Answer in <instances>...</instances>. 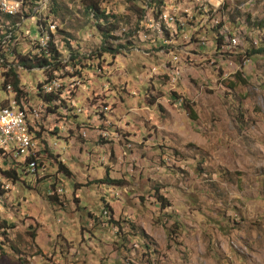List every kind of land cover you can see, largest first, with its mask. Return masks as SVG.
<instances>
[{
  "label": "rangeland",
  "instance_id": "rangeland-1",
  "mask_svg": "<svg viewBox=\"0 0 264 264\" xmlns=\"http://www.w3.org/2000/svg\"><path fill=\"white\" fill-rule=\"evenodd\" d=\"M218 1L215 16L239 35V48L227 40L216 47L217 21L184 15L199 14L190 0L162 3L177 26L194 25L185 29L191 41L177 37L172 25L158 34L147 21L154 11L147 4L98 0L104 16L116 17L107 20L115 25V42L101 38L81 0H44L28 21L22 7L17 27L23 28L5 34L1 47L24 51L16 42L25 28L40 36L38 19L52 25L47 16L59 31L62 64L49 73L14 64L37 72L21 75L34 84L36 99H44L41 87L51 78L68 81L82 111L74 116V106L53 95L48 104L67 116L43 135L55 148H36L45 171L34 177L23 166L17 181L1 179L0 264H264V54L240 58L254 40L264 41V0ZM16 20L0 15L3 24ZM197 38L204 44H195ZM66 40L80 53L70 61ZM101 41L116 53L96 58ZM172 54L180 59L178 75L161 63ZM91 75L87 86L84 77ZM1 98L4 103L6 93ZM61 98L71 101V93ZM5 154L0 170L24 165L23 157ZM104 173L118 184L97 183ZM52 181L61 193L48 201Z\"/></svg>",
  "mask_w": 264,
  "mask_h": 264
},
{
  "label": "built area",
  "instance_id": "built-area-1",
  "mask_svg": "<svg viewBox=\"0 0 264 264\" xmlns=\"http://www.w3.org/2000/svg\"><path fill=\"white\" fill-rule=\"evenodd\" d=\"M34 1V0H32ZM191 6H199V4H206V11L201 12H211L213 15V20H216L218 25L220 22L217 20L215 14L219 10V6H222V2L216 0H190L189 3ZM24 7H27V2ZM16 7L15 4H7L5 0H2V12L5 11H14ZM41 3H39V10L41 11ZM1 12V13H2ZM186 10H184V15H192L193 22L196 21V17L199 16L201 18V14H189ZM163 16L165 21H170V14L167 11L163 12ZM26 17V21H28V16ZM44 20L48 23L54 24L51 20L48 19L47 16H43ZM171 25L173 27H178V36H183L188 41H191L193 37V33L185 32L187 27L191 29L193 26H177L175 24ZM221 30L227 36V43L232 46V49L241 47V42L239 40V35H234V32H230L224 24L219 26ZM18 28L23 27H14L13 32ZM149 28V26H147ZM54 37V36H52ZM114 42L120 41L118 36L111 37ZM161 38V37H160ZM162 39V38H161ZM177 39V38H176ZM1 40V39H0ZM24 40H31V48L27 49V56L32 55H42V46L43 44L40 42V37L31 32V28H25V37L20 40V47H24ZM194 43L198 46L203 45L204 41L202 39H195ZM160 44L164 45L162 41ZM161 45V46H162ZM118 46V45H115ZM63 48V46L58 47ZM161 48V47H160ZM100 51V49L98 48ZM98 52V51H97ZM101 52V51H100ZM104 54L103 52H101ZM80 53L71 54L68 57V61L72 58L76 57ZM88 54V53H85ZM95 54V53H92ZM0 59H2V67L0 68V91L1 93H6V101L4 103H0V106H7V113H0V136H1V143H0V155H6L5 153H11L17 157L28 158L30 161L27 165V172L34 177L38 176V171L44 172L45 168L39 162L38 153L39 151L36 148H40L41 150H45L44 145H48L47 148L51 147V149L55 148V144L51 143L46 144L43 135L45 132H53L57 128L54 126L56 121H63V114L61 112H56L54 110V106H51L47 103V99H36L34 94V84H29L27 81L22 79V76H25L26 73H37V72H25L22 71L18 66L14 64V57L11 52L8 51H0ZM163 67L170 71L173 75L179 74V63L180 59L178 56L172 54L169 60L161 62ZM244 63V60H243ZM53 66V65H51ZM50 66V67H51ZM49 68V67H46ZM100 65L95 66V72L100 73L101 71ZM165 76L167 74L164 73ZM5 77H15L18 81L16 88L14 87H6L5 84ZM92 77H84L87 81V86L89 85L88 79ZM168 78V76H167ZM53 84H62V91H69L71 93V101H64L70 102L74 106V115L81 113L82 110L77 108V100L78 94L77 90L68 87L67 81L62 83H51L48 88H51ZM47 88V89H48ZM9 97H18V104H9ZM99 114H102V111H98ZM87 114L88 112H84ZM49 122H53L51 125V129L48 130L46 128V124ZM58 130V129H57ZM84 131H86L85 126H80L77 129V133L80 136H84ZM104 136V132H102ZM29 136H36V143H29ZM61 193L60 188H54V190L49 192L50 196L59 195Z\"/></svg>",
  "mask_w": 264,
  "mask_h": 264
},
{
  "label": "trees",
  "instance_id": "trees-1",
  "mask_svg": "<svg viewBox=\"0 0 264 264\" xmlns=\"http://www.w3.org/2000/svg\"><path fill=\"white\" fill-rule=\"evenodd\" d=\"M6 1H10V0H6ZM11 1H21L23 3V10L22 11L25 13V16H31L32 12L39 5V3L44 1V0H34V1H32V0H11ZM53 1L54 0H52V4H53ZM125 1L128 2V3H131L133 5H135V4L139 5L140 4L139 5L140 7H144V5L147 4L150 7L149 9L154 10L152 12L151 16H150L151 18H149V19H152V21H155L156 19H158L163 14L164 10L167 8L166 5H163L162 0H125ZM26 2H27V7H24L26 5ZM81 5L83 7V12L86 15L87 14L88 15L91 14L92 17L94 18V20L96 21V24L94 25V27H95V29L98 32H100L101 38L102 39L111 38L112 37L111 33L114 31L115 25L113 23L112 24L107 23V20L109 19L108 17L116 20V17L114 15H110V16L108 15V17L104 16L103 12L100 9L98 10V0H81ZM49 11L51 13H53L55 10L50 9ZM196 11L199 14H201V16L212 15L211 12H201V11H206V4H202V5L199 4V6L196 8ZM167 12L170 13L169 11H167ZM0 15H2L1 12H0ZM17 15L18 14H16V17L15 16L13 17L12 15L11 16L10 15H2V17H4L5 19H11V20H15L17 18L20 19L21 16L20 15L17 16ZM170 15L174 16L173 17V19H174L173 24L177 25V23H179V20L176 19L177 16L173 15L172 13H170ZM99 18H101L100 21L102 23H104V24H102L101 22H99V23L97 22L99 20ZM18 19L16 21H13L12 23L8 22L9 25H7L5 23L3 24V23L0 22L1 23V25H0V39H1V41H0V51H4L3 48L1 47V45H3L5 43V41H6V40H4V38L6 37L5 34H12L13 26L17 27V25H18V22H19ZM221 24L222 23L220 22L219 26ZM49 26H50V24L48 26H45V25H41L40 22H38V31H39V33L42 35V31L41 30H43L45 28H48ZM261 26L262 25H260V24L256 25V27H261ZM174 28L177 30L176 32H178V27H174ZM57 31H58V28H57ZM161 32H164L163 26L158 28V32L157 33L161 35ZM217 32H218V38H216V40H217L216 47H218L220 49L224 45V41L227 40V36L224 34V32L221 30L220 27L217 28ZM234 35H238V34L234 33ZM52 36H54V35H51V38L55 39ZM170 37L174 38V36H172V34H170ZM15 39H16V37L14 38V40ZM55 42L58 44V41L55 40L53 45L48 50L42 49V55H32V56L29 57V56H27V49H25V47H22L24 49V51H18L19 48L18 49L14 48L11 53H12V55L14 57V60H15L16 64L22 65L23 67H25V68H27L29 70L38 68L39 70L44 72L47 69H51L52 70V68L57 67V64H55V62L57 61V58L59 57L60 53L54 46ZM62 43H65L64 40H62ZM66 44L69 47L70 53L73 54L74 49L77 48V47L76 46H71L70 45L71 42H68L67 40H66ZM251 44H253L254 47L251 48L249 51H247L248 49L244 50L243 53L240 55V58L241 59L244 58L243 59L244 61L245 60H252L253 56H258V55L264 54V41L263 40H262V42H256L254 40V42H252ZM118 47H120V46H118ZM99 49L103 53H111V54H114L117 51V50H113L112 51L110 49V47H108V45L106 43H104V41H101ZM252 49H254V50H252ZM100 51L98 50L97 54H95L96 58H98V53H101ZM45 61H48V63L45 62ZM51 65H54V66L50 67ZM98 65H99V63H98ZM46 67H49V68H46ZM234 78H238V74H235ZM10 82H11L12 86L14 88H16V86L18 84L17 79L15 77H11V79L8 78V80H6L7 86H10V85H8V83H10ZM227 87L228 88H233V85H231V83L230 84L227 83ZM57 93H61L58 96V98H57V99L61 100V96L63 95V91H60V90H57V91L52 92V93H49L44 99H47L49 102L51 101L50 103L52 104L53 103L52 100L54 99L52 96L57 94ZM67 94H66V96H67ZM3 100H4V98H1L0 99V103H3ZM17 100H18V97H17ZM64 100H63L62 103L63 104L65 103V104L68 105L69 103L68 102H64ZM184 107L186 109H188L186 105H184ZM55 109H57V107ZM69 109H70V106H69ZM189 113H190V118H193V115L191 114L190 110H189ZM66 116H64V118ZM45 133H47V131ZM29 138H30L29 143H31L32 137L29 136ZM29 161L30 160L28 158H24V165L18 164L19 166L15 167V168L9 167L6 170H0V181H1V179L2 180H6V181H13V182L17 181L18 176H20L19 173L22 172V170L19 167H23V166L26 167V173L28 175L29 173L27 172V165H28ZM56 165H57V169L60 172L68 175V173L66 172V169L63 167V165H61L60 163H57ZM97 183H100V184L104 183L106 185H114V184H118V181H114V180L109 179L107 173H104V177L101 178L100 180H97ZM55 187L56 188H60L58 184H57V186H56V184H53V181H52V183H50L47 186V190L49 189V191H48L47 195L45 196V198L48 201H53V199L58 197V195H53V196L49 195V192L54 190ZM2 188H3V185L0 183V193L2 192ZM158 200H161V198L159 197ZM107 210H108V208H107ZM88 216H90V214Z\"/></svg>",
  "mask_w": 264,
  "mask_h": 264
},
{
  "label": "bare ground",
  "instance_id": "bare-ground-1",
  "mask_svg": "<svg viewBox=\"0 0 264 264\" xmlns=\"http://www.w3.org/2000/svg\"><path fill=\"white\" fill-rule=\"evenodd\" d=\"M6 1V0H5ZM7 2V4H15L16 5V7H20V8H15L14 9V11H5V12H2V0H0V12H2V14L3 15H12L13 17L14 16H16V14H19L20 13V11H21V9H22V7H23V3L21 2V3H19V2H15V1H6ZM22 5V6H21ZM202 5V4H201ZM41 6H42V3H41ZM202 7V6H201ZM220 7H222V6H220ZM35 11V10H34ZM34 11L32 12V15L34 14ZM168 13V12H167ZM2 16V15H1ZM173 17L174 16H171L170 15V21H171V23L173 24V22H174V19H173ZM18 19V18H17ZM28 19H29V16H28ZM19 20V19H18ZM24 20H26V17L24 16ZM24 20H22V19H20V21L18 22V24H20L21 23V25H22V23L24 22ZM202 20V19H201ZM148 22L149 21H152V19H148L147 20ZM38 22H39V19H38ZM152 23H153V25H154V30L155 31H158V28H160L161 26H163V28L164 27H166L167 28V26L168 25H171V23L169 22V21H165V19H164V16H163V14L158 18V19H156L155 21H152ZM176 25V24H175ZM217 28H219V27H217ZM217 28H215V29H217ZM153 29V28H152ZM42 31V35L40 34V42L43 44V46H42V49H45V50H48L52 45H53V43H54V41H55V39H52L51 38V35H55L56 34V32H57V26H55V25H51V26H49L48 28H45V29H43V30H41ZM15 32V31H14ZM19 38H21L20 36H18ZM218 37V32H217V34H216V38ZM22 38H24V37H22ZM54 38H56V36H54ZM1 41V40H0ZM16 43H18V42H16ZM20 44V43H19ZM54 46H55V48L59 51V53H60V55H59V57L57 58V61L55 62V64H57V67L59 66V65H61L62 64V62H61V54H63L60 50H59V46H58V44L55 42V44H54ZM6 50V49H5ZM70 56H71V54H70ZM72 60V59H71ZM70 61V60H69ZM17 65V64H16ZM54 66V65H53ZM2 67V59H0V68ZM52 67V66H51ZM63 68V67H62ZM21 69V68H20ZM36 69H38V68H36ZM49 70H51V69H47V70H45L44 72H48ZM57 69H55V70H52V72L53 71H56ZM38 71H39V69H38ZM43 72V73H44ZM39 73V72H38ZM49 73V72H48ZM59 73V72H58ZM51 83H60L59 82V80H56V79H50L44 86H42L41 87V90H42V93L44 94V98L49 94V93H52V92H55V91H57V90H60V91H62V89H61V85L60 84H53V86L51 87V88H48V86L51 84ZM5 84H6V77H5ZM67 86H68V81H67ZM6 87H8L7 86V84H6ZM69 87V86H68ZM48 88V89H47ZM72 88V87H71ZM73 89H75V88H73ZM76 90V89H75ZM34 94H35V90H34ZM35 97H36V95H35ZM37 98V97H36ZM18 102L17 101H15V100H13V101H10V97H9V104H17ZM47 103H48V100H47ZM54 110H55V107H54ZM57 112V111H56ZM0 113H7V106H0ZM63 120H64V115H63ZM29 141H30V138H29ZM0 143H1V136H0Z\"/></svg>",
  "mask_w": 264,
  "mask_h": 264
},
{
  "label": "crops",
  "instance_id": "crops-1",
  "mask_svg": "<svg viewBox=\"0 0 264 264\" xmlns=\"http://www.w3.org/2000/svg\"><path fill=\"white\" fill-rule=\"evenodd\" d=\"M65 98H61V100H64Z\"/></svg>",
  "mask_w": 264,
  "mask_h": 264
}]
</instances>
